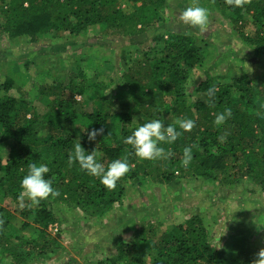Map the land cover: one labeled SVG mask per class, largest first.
Returning <instances> with one entry per match:
<instances>
[{
    "label": "trees",
    "instance_id": "16d2710c",
    "mask_svg": "<svg viewBox=\"0 0 264 264\" xmlns=\"http://www.w3.org/2000/svg\"><path fill=\"white\" fill-rule=\"evenodd\" d=\"M119 1L0 0V38L7 41L25 38L36 42L39 37L63 32L75 38L97 28L109 40L137 41L146 35L152 44L147 51H139L141 58L134 60L115 81L109 78L106 82L99 74L86 76L77 69L53 79L51 85L40 87L38 94L48 98L42 113L11 94L14 88L11 78L0 84V146L9 147L6 158L0 157L1 193L18 203L21 180L33 162L48 166L50 171L45 179H51L52 187L60 193L41 201L38 207L20 209L21 217L30 218V222H21L19 232L34 225L33 231L43 236L42 242L37 243L39 246L34 241L27 242L33 243V247L25 255H16L2 246L10 240L19 242L22 236L8 223L10 215L0 211V218L5 221L0 227V252L16 258V264L31 257L33 251L38 257L45 256L54 245V239L45 240V233L56 223L57 204L78 209L86 219L104 216L122 201L125 184L138 193L149 179L171 190L180 184L179 177L200 178L228 186L245 183L253 187L252 193L264 194L263 83L245 71L231 77L229 83L199 79L190 89L198 98L191 99L192 92H185V86L193 69L205 61L203 50L193 34L162 30L169 20L167 11L174 9L170 2L174 1L181 13L192 0H127L131 4L127 11ZM198 3L208 10L214 8L209 18L220 14L228 19L240 38L234 45L242 48L244 59L264 66V0H251L243 8H231L224 0H215L214 4L212 0H198ZM212 87L216 89L215 108L205 102V93ZM112 88L125 96L110 99L107 92ZM85 90L92 92L94 107L90 112L82 111L83 103L75 100ZM115 104L118 107H113ZM225 108H231L232 117L222 126H214L215 114ZM133 115L141 119L129 128ZM170 117L192 119L196 126L172 144L160 145L172 153L168 159L137 162L123 139L151 120L160 119L165 126L175 125L167 120ZM101 128L102 135L89 141L88 132ZM223 134H227L226 141L220 143L218 137ZM78 141L86 154L93 149L103 153L98 162L106 170L112 161L128 154L130 171L114 190H107L99 178L88 175L78 164L68 165V156ZM193 144L198 147L192 148L193 159L185 168L181 165L183 149ZM136 232L131 240L124 241L118 236L114 244L107 246L111 253L107 264H251L256 258V253L248 251L230 257L216 248L206 239V228L198 216L159 234L143 224L137 226Z\"/></svg>",
    "mask_w": 264,
    "mask_h": 264
},
{
    "label": "rangeland",
    "instance_id": "374dc122",
    "mask_svg": "<svg viewBox=\"0 0 264 264\" xmlns=\"http://www.w3.org/2000/svg\"><path fill=\"white\" fill-rule=\"evenodd\" d=\"M119 3L126 11L130 10L131 4L127 0ZM170 3L175 10L169 8L167 11L169 20L162 31L168 29L193 34L205 57V61L190 73L185 92L190 94L192 84L199 79L229 83L231 77L243 71L256 76L264 86V66L244 59L242 48L234 45L240 38L233 32L228 19L214 14L208 20L209 28L197 32L180 21L181 13L174 6V1ZM210 9L209 12L215 11L212 7ZM150 45V38L146 35L137 41L129 38L109 40L97 28L75 38L64 32L39 37L36 42L25 38L11 41L0 38V84L11 78L14 86L11 94L23 98L42 113L48 98L38 94L40 87L51 85L53 79L67 76L77 69L86 76L99 74L106 82L109 78L115 81L134 60L141 58L138 52L147 51ZM110 90L107 92L110 99L125 96L120 90ZM91 94L90 90H85L82 95L75 96L76 101L83 103L82 111L93 110ZM190 95L191 99L198 98L193 92ZM133 118L129 128L141 119L138 115H133ZM167 120L176 122L171 117ZM8 148V144L0 146L2 160L7 156ZM179 181V185L168 190L149 179L138 193L125 184L122 201L113 205L104 216L96 218L86 219L78 209L57 204L54 211L56 223L50 225L45 233V240L54 239V245L45 256L38 257L33 251L31 257L18 264H107V257L111 254L107 246L114 244L118 236L124 241L133 239L139 224L150 225L159 234L194 216L202 220L207 231L206 239L230 257L238 252L257 253L264 248V194L252 193L253 187L245 183L228 186L215 180L181 177ZM20 209L18 203L0 191V211L10 215L8 223L18 230L17 235L22 236L21 241H6L2 246L9 247L16 255H25L33 247V243L29 245L27 242L34 241L39 246L37 243L42 242L43 236L33 231L34 225L19 232L21 222H30V218L21 217ZM16 260L0 252V264H16Z\"/></svg>",
    "mask_w": 264,
    "mask_h": 264
},
{
    "label": "clouds",
    "instance_id": "9594fccd",
    "mask_svg": "<svg viewBox=\"0 0 264 264\" xmlns=\"http://www.w3.org/2000/svg\"><path fill=\"white\" fill-rule=\"evenodd\" d=\"M212 3L214 4L215 0H212ZM224 3L231 8H243L245 5L250 4L251 0H224ZM209 15V10L200 6L198 0H192V3L181 12L179 19L189 28L204 32L208 24ZM215 92V87H212L205 93L207 97L205 102L212 108L216 106ZM231 117V108H225L222 113L215 114L214 126H222ZM195 126V121L187 118L177 119L175 125L168 124L167 126L162 120L155 119L137 127L130 136L123 139V143L131 147V155L136 157L137 162L155 161L158 159L166 160L172 153L170 151L166 152L160 145L164 143L172 144L184 132L191 131ZM102 133V128L94 129L88 132V140L94 141ZM226 136L227 134L219 136L218 141L224 143ZM194 147L198 146L193 144L183 149L181 165L185 168L193 159L192 148ZM102 156L103 153L97 152L96 149H93L90 154H86L78 141L74 146V151L68 156V165L78 164L82 171L92 177L99 178L101 185L111 191L116 188L117 182L130 171V165L127 162L128 154L123 159H116L108 164L107 170L103 163L98 162V158ZM49 171L50 169L45 164L37 165L33 162L28 166V173L21 180V191L17 197L18 206L21 209L26 206L29 208L38 207L41 201L60 195L59 191L52 187V180L45 179V174ZM4 223V219L0 218V227H3ZM255 255L256 258L251 264H264V248L260 249Z\"/></svg>",
    "mask_w": 264,
    "mask_h": 264
}]
</instances>
